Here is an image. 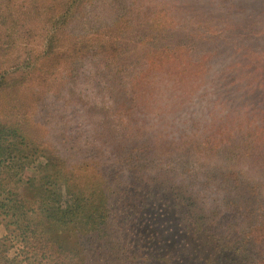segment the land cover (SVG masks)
<instances>
[{
	"label": "trees",
	"instance_id": "obj_1",
	"mask_svg": "<svg viewBox=\"0 0 264 264\" xmlns=\"http://www.w3.org/2000/svg\"><path fill=\"white\" fill-rule=\"evenodd\" d=\"M14 1L0 0V224L7 218L11 231L0 237V264H264L262 188L238 167L247 157L264 159V7L244 14L242 3L215 1L222 14L204 8L164 28L153 24V6L138 15L135 0H21L17 27ZM104 2L110 13L102 19ZM40 21L43 50L25 42L15 53L21 35L31 43L43 29ZM173 73L182 114L215 98L212 109L227 117V131L184 141V155L180 145L119 123L118 113H133V99L157 83L149 80ZM92 81L115 93V106L89 95ZM27 85L37 88L34 102L19 115L14 93ZM64 93L99 112L93 138L111 145L99 141L97 154L77 159L72 148L61 153L34 136L36 116ZM106 107L123 108L119 119Z\"/></svg>",
	"mask_w": 264,
	"mask_h": 264
},
{
	"label": "rangeland",
	"instance_id": "obj_2",
	"mask_svg": "<svg viewBox=\"0 0 264 264\" xmlns=\"http://www.w3.org/2000/svg\"><path fill=\"white\" fill-rule=\"evenodd\" d=\"M215 1L222 5L227 0H135V11L138 15L139 13H141L142 18L144 19V14L146 9H148V6H153V11L156 13V17H158V19L155 20L153 24H155V26L163 24L164 28H167L173 23L177 25L182 24L184 22V17L187 20H189L190 17L195 14L197 15V17H201L200 13L204 10V8L206 9L204 11L209 14L211 13V16L222 14V12H220L219 10L214 9V7L217 6L212 5ZM234 2L243 4L245 9L244 14H256L258 13V9L264 7V0H234ZM21 5V0H16L14 1L13 5H10L12 9L10 11L12 12V15H15L18 18L15 20V22L17 23V27H20L19 25L21 23L24 24V20L23 18H20L21 16L19 13L21 10ZM97 12L98 10L94 9L92 13L91 9L89 12H87V15L90 17H94ZM107 13H110V9L108 5H105L104 2L103 4H101V8L99 9V16L103 19ZM261 16L264 17V14H262ZM242 21L244 23L245 19H243ZM40 25L43 27V29L41 28L37 30L34 37L31 38V43L29 37L30 34L21 35L19 37V30H14V33H16V37H19L18 46L15 50V53L21 52L22 47L25 46V42L29 43L31 49H35L36 52H41L43 50V43L46 39L47 29L43 25L42 21H40ZM138 25L139 24L136 23L135 25H133V28H137ZM133 28L130 27L128 29V32H131L130 30ZM84 32L86 34L90 33L89 29H86ZM21 33L24 32L22 31ZM127 36H124L123 39ZM231 59L232 58L229 59V62ZM241 59L243 63V60H246L247 58L244 57ZM233 61L240 60L237 56L236 58H233ZM248 61L250 62L251 59H248ZM223 67L225 66L223 65ZM158 76L159 78L157 80H154L155 78L149 80L150 82L157 81V83H154L152 85L153 87H150L151 84L147 85V87H145L146 92H138L140 93L139 98H137L136 96V98L133 99L138 103L136 104L137 107H135L133 113L122 114V111L118 113V111L122 110L123 108L116 107L115 111H117V113L121 115L119 119L114 111V108L113 112L110 111L109 107L104 108L105 112L109 114V119L116 120L117 118L119 119V123L121 124L129 125L131 127H134L133 129H140L141 131L148 130L152 136L158 137L161 140H165L168 143H174L176 146L180 145V147L176 149V153L179 150L181 152L179 154L181 155L185 154L182 149V146L185 143L184 141L192 139L210 141L211 139L209 137L211 133L216 134V132H212L213 129L221 128V130L227 131V126L223 125L227 120L225 111H219V107L212 109L211 103H209L212 102V100L215 98H205L204 102H209L206 105H203V108H198L197 114L196 111H193L191 114H182L183 110L179 111V109H177L179 107L181 109V106H179V104H175L177 98H174L173 95L175 89L174 84L176 83V78H174L173 80V77L175 76L174 73L170 76V78H168L167 76H162V74H157L156 77ZM218 77L219 76H217V79ZM217 79H214L215 85L218 82ZM205 81L209 82L211 80L210 78H208ZM208 87L212 88L210 84L208 85ZM98 88L99 86L98 84H96V81H92L88 84L89 90L87 92L94 99L98 97L105 99L108 97L110 101L112 99L110 106H115V93L112 92V94H110L108 88L102 91L98 90ZM36 89L37 88L35 86L30 85L18 88L17 92L14 93V99L17 97L18 98L16 99V101H13L15 104L14 110L16 111V113L21 115L22 113L28 111L30 112V105L34 102L33 94H35L34 92ZM205 90H208V88ZM203 92L204 91H200V89H198L197 95L200 97ZM72 94L73 93H64V95H62L64 98L51 100V103L49 104L47 110H45L44 112H42L41 110V116L39 114L38 116H36L37 121L35 122L36 125L34 126L33 133L36 138L40 139L44 143L56 146L61 153L67 151L66 146H68L72 148L70 152L75 154L77 159H81L82 157L86 156L91 157L97 154L94 151V148L96 146L102 147L101 143L103 142V145L108 146L111 144H107L103 139L95 140L93 138L96 120L94 116L99 115V112H88L87 108H83L82 106H80V104H74L76 103L75 101L78 97V94L76 93V96L75 93L73 95ZM109 95H112V98ZM131 96L132 95L129 93V95H127V98ZM6 98L8 101L9 98ZM50 98H54L53 93L50 94ZM222 98L223 97L219 95L218 99L220 101L222 100ZM3 101H6V99H4ZM106 101L108 102V100ZM194 109L197 110V107H195ZM111 113L113 114V116ZM259 116L261 117L264 115L261 114ZM260 117L257 119L262 120L260 119ZM159 143L165 146H169V148H173L168 143ZM253 144L255 145V143ZM260 146H264V142ZM89 148H92V152L88 151ZM245 149L246 147L244 148V150ZM196 156L201 162L207 161V163H209L211 166L220 164L216 155H210L209 158H207L208 156H206L205 154H197ZM96 158L102 160L99 155H96ZM40 161H43L41 157L38 162ZM195 161L197 162V160ZM238 167L242 169L244 175L247 178L254 182L257 181L260 184L262 188V194L264 196V169H262V167L264 168V159L260 160L253 157H247L243 159L242 163L238 165ZM196 188L200 189V187L197 186ZM1 221L0 237L11 235V231L7 227V218L2 217ZM20 245V242L18 240H15L14 247L9 252L10 255L14 256L18 252V248L20 247ZM138 263L149 264L145 261Z\"/></svg>",
	"mask_w": 264,
	"mask_h": 264
}]
</instances>
